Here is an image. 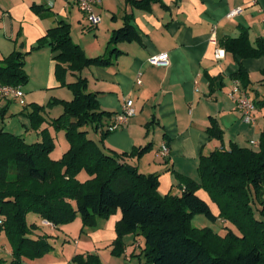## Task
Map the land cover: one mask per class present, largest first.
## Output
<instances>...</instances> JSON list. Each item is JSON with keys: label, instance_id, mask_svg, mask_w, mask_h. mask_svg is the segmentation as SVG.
<instances>
[{"label": "trees", "instance_id": "obj_1", "mask_svg": "<svg viewBox=\"0 0 264 264\" xmlns=\"http://www.w3.org/2000/svg\"><path fill=\"white\" fill-rule=\"evenodd\" d=\"M151 1L156 0H127L137 6ZM31 7L35 11L43 8L38 4ZM136 37L127 19L113 32L107 55L88 57L72 41L69 24L59 20L31 46L29 52L49 47L56 61V79L72 93L70 100L49 101V105L62 106L52 124L64 130L69 147L60 158L53 159L50 153L54 140L46 129L41 140L27 142L21 135L0 128V233L11 247V256H0V264H27L25 259L51 251L49 235L32 236L38 225L27 222L29 213L53 227L67 224L77 215L83 226H91L96 218H107L117 210L121 216L114 227L115 255L122 253L123 235L132 233L144 264H264V127L257 149L231 143L229 149L201 154L198 178L181 176L179 194L161 195L157 173H141L127 162L131 156L141 157L151 144L129 153L106 148L103 139L111 131L107 127L115 113L100 108L98 93L87 90L85 77L66 82L67 70L80 72L93 65H109L111 54L118 52L114 44ZM222 44L224 50L239 58L264 56V40L253 45L246 32L228 37ZM26 54L16 51L0 59V85L22 86L28 82ZM232 76L246 89L249 78L242 66ZM253 101L264 106V101ZM28 105L30 127L37 129L44 105ZM89 131L99 133L98 139L89 137ZM206 131L222 140L223 131L213 118ZM81 172L86 178H79ZM199 189L217 206V214L197 195ZM194 214H204L212 222H227L222 226L224 235L192 228ZM68 264L101 263L96 255L78 253Z\"/></svg>", "mask_w": 264, "mask_h": 264}, {"label": "crops", "instance_id": "obj_2", "mask_svg": "<svg viewBox=\"0 0 264 264\" xmlns=\"http://www.w3.org/2000/svg\"><path fill=\"white\" fill-rule=\"evenodd\" d=\"M33 4L43 8L35 11L31 7ZM237 7L240 12L227 17V13ZM95 12L100 22L91 25L78 8L77 0H0V59L16 51L27 53L24 60L28 82L21 86L24 109L28 103L40 104L49 90L60 89L65 93L62 88H66L67 94L61 100L72 98L71 91L56 79V61L49 47L29 52L48 28L59 20L67 22L72 41L86 56L95 57L108 54L113 32L129 19L137 37L120 39L114 44L118 52L111 54V64L93 65L80 72L67 70L64 75L66 82L76 80L77 76L85 77L88 91L98 93L99 106L103 110L116 114L125 98L133 100L136 113L126 124L104 137L108 149L129 153L150 143L141 157L131 156L127 162L141 173H157V190L165 195L179 194L182 190L183 185L177 183L175 173L196 178L197 170L192 176L186 168L188 161L192 165L201 154L229 149L231 143L250 147L245 143L247 139L259 141L264 127V106L256 105L254 122L245 123L228 92L238 80L232 75L242 66L249 78L245 90L252 99L264 101V56L239 58L225 50L224 57L217 59L215 51L223 48L226 38L237 37L243 32L253 45L259 39L264 40V0H156L146 6L133 5L127 0H102L95 6ZM160 52L168 53L169 63L150 64L148 57ZM40 93L43 96L38 100ZM57 95L53 92L52 98ZM9 102V98L0 100L1 114L10 111ZM17 118L26 128L30 125L24 110ZM211 118L223 131L221 143L208 137L206 128ZM19 135L24 137L22 133ZM98 135L92 138L97 139ZM162 143L168 146L169 153L161 158ZM196 193L215 214L218 213L217 206L210 202L203 189ZM120 216L117 210L97 220L92 233L95 243L103 239L105 233L115 238L113 229ZM43 221L29 222L38 225L32 236L47 234L50 242L54 235ZM56 239L65 241L60 235ZM132 243L136 245L134 238ZM55 252L53 244L51 251L39 258L25 259V262L68 264L67 260L73 256L61 257ZM10 256L11 247L4 257Z\"/></svg>", "mask_w": 264, "mask_h": 264}, {"label": "rangeland", "instance_id": "obj_3", "mask_svg": "<svg viewBox=\"0 0 264 264\" xmlns=\"http://www.w3.org/2000/svg\"><path fill=\"white\" fill-rule=\"evenodd\" d=\"M89 22V21H88ZM65 93H62L60 89H54V90H49L47 97L43 100L42 99V94L38 95V100H41L40 105H44V110L41 112V116L43 117L42 123L38 126L37 129L29 127L27 125V128L20 123L19 118L17 116L24 110V113L26 114L28 111H31V107L28 105L23 108L22 104L19 102L18 99H16L14 96H9V106L11 107L9 112H5L1 114L0 110V127H3L4 130L13 132L15 134H24L25 139L27 142H33L36 140H41L43 131L46 129V131L52 136L54 140V146L53 149L51 150L50 157L53 159H58L62 156L63 152L66 151L69 147L68 141L66 139L65 133L63 129H58L55 127L54 124H52V119L56 118L62 111V106L60 104V107L58 105H49V101L54 98L53 92L58 94L56 99H61L65 97L66 93V88H62ZM89 87H87V90ZM52 92V93H51ZM63 95H62V94ZM250 95V94H249ZM0 100H7V98H2L0 97ZM1 104V103H0ZM256 111V109H255ZM254 111V113H255ZM14 114V115H12ZM207 132V131H206ZM89 137H94L95 134L92 131H89L87 133ZM208 137L211 139L218 140L220 143L222 140L216 138V137H211L208 134ZM98 139V138H97ZM252 142H256L253 144ZM250 145V148H258V142L254 139H247L245 142ZM106 144V143H105ZM103 145H104V139H103ZM106 148L107 144L104 145ZM249 147V146H248ZM149 156V155H148ZM162 158V156H160ZM199 160V158H198ZM132 164V163H131ZM198 166V161L194 164L191 161H188L187 167L188 170H190V173L192 176H195L196 170ZM181 176L183 178H191V179H197L198 178V173L196 174V178L190 177L189 175L185 174H180V173H175L174 177L177 179V183H181ZM79 178L84 179L86 178L85 172H81L79 175ZM183 181V180H182ZM178 194V193H177ZM210 202L213 204V202L210 199ZM212 210V209H211ZM27 222H32V221H37L41 218L37 217V215L29 213L27 215ZM100 220L101 218H96L97 220ZM104 219V218H103ZM102 220V219H101ZM95 222V223H96ZM227 223L223 220H217L215 222L210 221L204 214H194L190 220V226L197 231H203L206 229H211L215 231L218 235L223 236L224 232L226 231L225 228H222L223 224ZM43 225L48 226L46 229L51 232L52 235H54L53 238H51L50 243L56 248L55 254L63 257L67 254H72L73 256L75 254H82V256H85L87 254H93L96 255L101 264H144L143 262H140L138 253L140 251V247L136 246L135 243H132L133 240V234H125L122 237V242H123V250L120 255H115L112 253V248L114 247L113 245V240L115 238H110L107 233L103 234L104 238L101 240H98L97 243H95L94 238L92 233L95 230V224L94 225H82L81 219L79 215H77L74 220L67 224H62L59 225L58 227H49L52 226L51 224H46L43 221ZM114 234L116 235L115 228L113 229ZM64 237L65 241L59 239L57 240V236ZM116 237V236H115ZM80 239L79 243L78 240ZM56 242V243H55ZM142 242V240H141ZM64 243V244H61ZM94 244L96 247H94ZM87 247V248H86ZM10 250V244L5 237V235L2 233L0 235V256H5L7 255V252ZM62 251V252H61ZM72 256V257H73ZM71 257V258H72ZM70 259L67 261L70 262ZM68 262V263H69Z\"/></svg>", "mask_w": 264, "mask_h": 264}, {"label": "built area", "instance_id": "obj_4", "mask_svg": "<svg viewBox=\"0 0 264 264\" xmlns=\"http://www.w3.org/2000/svg\"><path fill=\"white\" fill-rule=\"evenodd\" d=\"M102 0H77L78 8L85 14L87 20L91 25H97L100 22V16L95 12V6L99 4ZM240 7L231 9L227 13V17H231L240 12ZM225 55V50L223 48H217L215 51V58H223ZM148 62L153 65H167L169 63V57L167 52H160L157 54L150 55L148 57ZM140 83V80L137 79ZM228 95L232 98L240 111L241 119L245 123L254 122V111L256 105L253 99L250 97L249 93L242 87L239 80H235L231 86ZM9 96H14L19 100L20 103L24 104V92L20 85H0V97L8 98ZM136 113V109L131 98H125L122 104L121 110L114 115L112 122L107 128L110 130L117 129L122 125L126 124L128 119ZM255 144L256 142H252ZM169 153L168 146L162 143L160 146V155L162 157L167 156ZM46 224H50L44 221ZM138 245V242H136Z\"/></svg>", "mask_w": 264, "mask_h": 264}]
</instances>
